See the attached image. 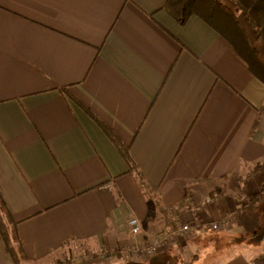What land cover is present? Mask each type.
<instances>
[{"label": "crops", "instance_id": "crops-1", "mask_svg": "<svg viewBox=\"0 0 264 264\" xmlns=\"http://www.w3.org/2000/svg\"><path fill=\"white\" fill-rule=\"evenodd\" d=\"M165 2L0 0V194L22 264L117 257L156 238L155 255L111 264H264V85L225 38L195 15L179 25ZM222 216L234 220L205 227ZM178 224L190 231L169 237ZM0 264H13L1 236Z\"/></svg>", "mask_w": 264, "mask_h": 264}, {"label": "trees", "instance_id": "trees-1", "mask_svg": "<svg viewBox=\"0 0 264 264\" xmlns=\"http://www.w3.org/2000/svg\"><path fill=\"white\" fill-rule=\"evenodd\" d=\"M229 1L231 7H226L215 0H166L163 8L179 25H183L191 15L202 19L231 44L239 57L247 64L251 74L264 85V59L258 50L249 43L238 19L239 17L244 19L255 39L264 48V0ZM99 125L125 161L128 173L134 177L141 192L143 194L151 192L150 187L132 161L128 147L124 146L111 131L101 124ZM15 227L16 223L11 219L0 194V236L4 250L13 264H22L25 257L16 236Z\"/></svg>", "mask_w": 264, "mask_h": 264}, {"label": "built area", "instance_id": "built-area-1", "mask_svg": "<svg viewBox=\"0 0 264 264\" xmlns=\"http://www.w3.org/2000/svg\"><path fill=\"white\" fill-rule=\"evenodd\" d=\"M219 199L218 195H214L212 197H207L202 201L204 205H211L214 201ZM194 212V209L192 208ZM233 217L231 216H222L218 220L210 221L205 225V227L212 232L219 231L223 227L229 226ZM127 227L131 235H136L139 233V221L136 217H130L127 220ZM190 231V226L188 224H178L173 227L169 232V237L175 238L182 236ZM164 242L163 238H156L152 242L146 245H138L134 249H132L129 253L134 255L142 254V255H155L158 252V249Z\"/></svg>", "mask_w": 264, "mask_h": 264}, {"label": "rangeland", "instance_id": "rangeland-1", "mask_svg": "<svg viewBox=\"0 0 264 264\" xmlns=\"http://www.w3.org/2000/svg\"><path fill=\"white\" fill-rule=\"evenodd\" d=\"M253 44L256 47L261 46V44L259 43V41L254 42ZM259 166L260 167H258V168H260L261 171L264 170V163H263V165H259ZM207 197H212V195L211 194L210 195H207L205 198H207ZM218 197H219V195H218ZM244 198L245 197H240V201L245 202V199ZM261 200L264 202V196L261 198ZM232 220H234V219H232ZM246 235H249V233L246 234ZM236 242H238V244H241V245L242 244H246V245H250L251 244L249 239H242L241 241H238L237 240ZM118 254H119L118 255L119 257L118 256L116 257L115 256V253L110 252V251L100 253V254H98L96 256H93V255H84L83 256L81 254L74 253V256H73L72 260L70 259V261H69V264H85V263H91L94 260H96L99 263L111 264V263L116 262L117 261L116 260L117 258H120L122 260H125V259H128V258H131V256H134V254L129 253V251H123V252L118 253ZM148 256H150V255H148ZM151 256H153V255H151ZM57 264H66V261H62V262H59Z\"/></svg>", "mask_w": 264, "mask_h": 264}, {"label": "water", "instance_id": "water-1", "mask_svg": "<svg viewBox=\"0 0 264 264\" xmlns=\"http://www.w3.org/2000/svg\"><path fill=\"white\" fill-rule=\"evenodd\" d=\"M260 240H261V241H264V231H263V233L261 234Z\"/></svg>", "mask_w": 264, "mask_h": 264}]
</instances>
